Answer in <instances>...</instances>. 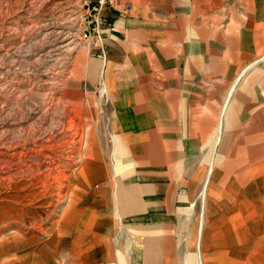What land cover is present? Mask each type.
Here are the masks:
<instances>
[{"label":"crops","instance_id":"obj_1","mask_svg":"<svg viewBox=\"0 0 264 264\" xmlns=\"http://www.w3.org/2000/svg\"><path fill=\"white\" fill-rule=\"evenodd\" d=\"M107 15L105 57L88 54L80 71L107 94L109 138L103 157L82 166L79 220L69 211L56 239L62 259L195 263V152L234 130L262 159V142L251 137L263 135V100L254 96L264 80L249 67L264 56V0H121ZM235 87L245 99L240 115ZM259 165L243 179L260 184ZM246 211L264 229L262 209ZM56 241L43 252L16 247L13 259H55Z\"/></svg>","mask_w":264,"mask_h":264},{"label":"rangeland","instance_id":"obj_2","mask_svg":"<svg viewBox=\"0 0 264 264\" xmlns=\"http://www.w3.org/2000/svg\"><path fill=\"white\" fill-rule=\"evenodd\" d=\"M100 1L0 0V264H76L62 259L56 239L69 211L79 220L82 166L103 157L109 138L107 94L80 71L88 54L105 57L114 6ZM263 58L249 67L252 76L262 69L257 83L264 80ZM256 89L255 102H264V88ZM238 90L233 101L240 115L245 99L235 96ZM243 137L221 133L190 160L198 252L191 264H264V229L246 220L247 209L264 213V177L256 185L254 175L243 179L258 163L264 170V151L255 161ZM251 138L264 149V129ZM54 241L55 259H13L16 247L43 252Z\"/></svg>","mask_w":264,"mask_h":264},{"label":"built area","instance_id":"obj_3","mask_svg":"<svg viewBox=\"0 0 264 264\" xmlns=\"http://www.w3.org/2000/svg\"><path fill=\"white\" fill-rule=\"evenodd\" d=\"M85 1H88V0H85ZM89 1H91V0H89ZM120 1H121V0H109L110 4H111V5H114V6H116V4H118V3H120ZM105 3H106V1L101 0V1L99 2V5L101 6V5H104ZM123 9H124V10H129V9H131V4H130L129 2H126V3L124 4Z\"/></svg>","mask_w":264,"mask_h":264},{"label":"bare ground","instance_id":"obj_4","mask_svg":"<svg viewBox=\"0 0 264 264\" xmlns=\"http://www.w3.org/2000/svg\"><path fill=\"white\" fill-rule=\"evenodd\" d=\"M68 42H70V41H68ZM67 45V44H66ZM66 48V47H65ZM206 189V188H205Z\"/></svg>","mask_w":264,"mask_h":264}]
</instances>
